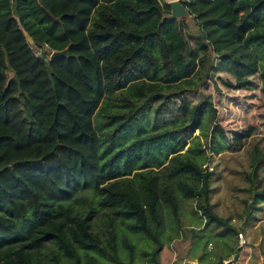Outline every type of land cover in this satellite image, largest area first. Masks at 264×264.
<instances>
[{"label": "trees", "instance_id": "1", "mask_svg": "<svg viewBox=\"0 0 264 264\" xmlns=\"http://www.w3.org/2000/svg\"><path fill=\"white\" fill-rule=\"evenodd\" d=\"M183 4L194 46L162 0H0V264H134L116 222L146 237L160 264L159 209L178 218L176 191L194 200L202 230L237 234L214 210L206 164L255 134L264 141V0ZM150 114L169 121L146 132ZM251 161L250 193L264 153ZM252 200L264 202V189Z\"/></svg>", "mask_w": 264, "mask_h": 264}, {"label": "rangeland", "instance_id": "2", "mask_svg": "<svg viewBox=\"0 0 264 264\" xmlns=\"http://www.w3.org/2000/svg\"><path fill=\"white\" fill-rule=\"evenodd\" d=\"M162 1L167 2L168 0ZM185 23L192 31L193 38L190 43L194 46L196 31L191 16L185 20ZM104 115L105 113L101 112L94 118L97 130L102 127ZM168 121L169 118L165 117L154 122L153 116L150 114L149 117L143 118L141 124H144L140 128L151 132L161 129L160 127ZM137 133V126L129 128L116 139L114 149L129 143L137 136ZM195 134H198V130L195 131ZM254 149L264 153V141L260 134L253 135L237 151H223L218 155H211L206 164L213 174L210 199L214 204V210L219 216L230 220V223L237 229V234L222 235L219 233L220 229L213 226L202 230L204 220L201 214L196 211L194 200L184 198L176 191L179 202L178 218H175L163 203L159 209L163 220L161 233L163 245L158 254L160 264H187L190 262L225 264L229 260H233L235 264H264V202L254 203L252 200V195L264 189V166L258 170V177L263 180L262 185L259 188L254 187L251 193L247 190L250 184L247 174H251L254 170L251 161ZM100 160H103L102 149ZM82 195L89 200H94L91 192H85ZM246 202L252 206L248 211L250 218L243 212ZM73 203L79 209H83L87 205L79 200ZM103 214L104 210L101 209H98L95 214L93 226L96 231L100 229L99 225L105 227ZM116 225L119 233L118 242L126 237L134 244V264H151L149 251L153 247L152 243L141 233L130 232L126 224L116 222ZM240 233L242 239H240ZM119 246V257L122 262L127 263L129 252L125 247Z\"/></svg>", "mask_w": 264, "mask_h": 264}, {"label": "water", "instance_id": "3", "mask_svg": "<svg viewBox=\"0 0 264 264\" xmlns=\"http://www.w3.org/2000/svg\"><path fill=\"white\" fill-rule=\"evenodd\" d=\"M167 4L170 6V13L165 15L163 18L170 20H187L190 17L189 11L181 0H170L167 1ZM66 50L63 51H53L50 54V59H55L66 54ZM43 55V53H42ZM47 60V58H45ZM227 264V263H226Z\"/></svg>", "mask_w": 264, "mask_h": 264}, {"label": "built area", "instance_id": "4", "mask_svg": "<svg viewBox=\"0 0 264 264\" xmlns=\"http://www.w3.org/2000/svg\"><path fill=\"white\" fill-rule=\"evenodd\" d=\"M182 2H185V1H188V0H181ZM53 52V50H51V53ZM240 236V239H242V234L240 233L239 234ZM235 264V262L233 260H229V261H226L225 264ZM187 264H198L197 262H190V263H187Z\"/></svg>", "mask_w": 264, "mask_h": 264}, {"label": "crops", "instance_id": "5", "mask_svg": "<svg viewBox=\"0 0 264 264\" xmlns=\"http://www.w3.org/2000/svg\"><path fill=\"white\" fill-rule=\"evenodd\" d=\"M168 1H170V0H168Z\"/></svg>", "mask_w": 264, "mask_h": 264}]
</instances>
